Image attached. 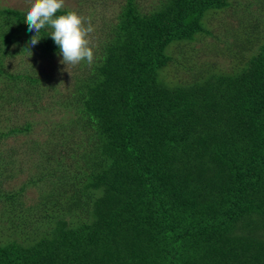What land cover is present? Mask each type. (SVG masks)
Returning <instances> with one entry per match:
<instances>
[{
  "label": "trees",
  "instance_id": "obj_1",
  "mask_svg": "<svg viewBox=\"0 0 264 264\" xmlns=\"http://www.w3.org/2000/svg\"><path fill=\"white\" fill-rule=\"evenodd\" d=\"M209 12L219 24L208 28ZM26 14L0 4V119L17 102L52 110L39 107L36 71L5 70L16 50L59 54L50 26L29 45ZM175 41L212 59L170 86L160 70ZM98 45L56 104L70 117L54 122V146L33 140L36 172L15 192L0 186V264H264V0H162L149 11L126 0ZM34 124L0 127V145ZM16 153L0 158L1 177L24 172ZM29 184L39 195L27 204Z\"/></svg>",
  "mask_w": 264,
  "mask_h": 264
},
{
  "label": "rangeland",
  "instance_id": "obj_2",
  "mask_svg": "<svg viewBox=\"0 0 264 264\" xmlns=\"http://www.w3.org/2000/svg\"><path fill=\"white\" fill-rule=\"evenodd\" d=\"M162 0H137L140 8L143 11H149L150 9L158 6ZM254 2V0H252ZM126 0H65V5L63 8L76 11L82 17L85 18V22H90L94 28V31L91 33L92 44L95 47L99 46L101 39L109 31V27L114 23L118 22V16L122 11L123 6L125 5ZM1 5L14 7L22 10L28 11L30 7L29 0H0ZM257 6H254L253 9H256ZM227 14V13H226ZM113 23V24H112ZM203 23L209 27H212L211 24H219L217 17L208 13ZM109 26V27H107ZM107 30V31H106ZM25 38L23 41H27ZM180 42V43H179ZM185 42L175 41L169 45L166 52L173 57L172 61L165 68L160 70V78L166 80L170 86H176L180 83H184L185 80H190L194 75L203 70V65L208 60L212 59L207 53L202 52L199 56L194 55V53H187L188 49L184 46ZM201 42L196 43V47L200 45ZM178 48V51L176 50ZM12 50H16V45L11 46ZM100 52V51H99ZM98 52V53H99ZM201 59L200 63H192L193 60ZM221 59V58H220ZM62 56L56 54L54 58L48 59L39 54L30 52H19L16 50L12 55H7L4 58L5 70L13 74H22L28 73L29 71H36L37 75L43 80L42 89H44V98L39 104V107L44 108L45 106L52 107V110L49 114H46V111L37 112V106L31 105L30 109L26 108V104L23 102L15 103L14 107H11L10 110H7L2 115L0 119V127L7 128L13 126H22L27 120L34 121L31 133L20 134L17 136H11L10 138L3 140L0 145V158L7 157V153L11 150H16V159L21 161L23 164V173L10 177H1L0 176V186L4 190L9 192H15L20 190L21 182H24V186L29 182L30 178L34 172H36L34 165V159L39 158V150L35 151L34 141L39 140L47 142L48 139L56 137L55 125L54 122H61L70 117V115L65 114V111L56 106V104L63 99V94L67 92V89H70L74 86L76 77H82L84 75V68L82 67V62L80 65L75 67L69 66L68 71L66 70L67 66L60 63ZM222 60V59H221ZM223 62V63H222ZM220 61L221 64L228 67L226 62ZM32 66H35L34 68ZM225 69V68H222ZM228 70V69H227ZM209 72L212 69L208 70ZM208 75V74H207ZM4 80H0V88H3ZM180 82V83H179ZM18 95V94H17ZM53 105H52V104ZM8 116L10 119L6 120L5 117ZM48 120L51 124L45 123V120ZM45 123V124H44ZM34 140V141H33ZM53 141H56L53 139ZM9 151H6V150ZM33 149V150H32ZM26 151V155L22 152ZM28 150V151H27ZM48 153H53L49 150ZM58 154V152H57ZM69 158L67 159V161ZM44 170V169H42ZM1 174H6L2 172ZM19 176V177H18ZM36 184L40 189H42L43 184L37 182ZM35 185H27L24 191L21 193V199L26 201L27 204L37 200L39 195V189L34 187ZM9 200L6 197L0 199V206L5 208L6 203ZM15 201V200H10ZM9 204V203H8ZM4 211V210H3ZM5 212L9 211L5 209ZM3 223H6L5 221ZM14 235V234H13Z\"/></svg>",
  "mask_w": 264,
  "mask_h": 264
},
{
  "label": "clouds",
  "instance_id": "obj_3",
  "mask_svg": "<svg viewBox=\"0 0 264 264\" xmlns=\"http://www.w3.org/2000/svg\"><path fill=\"white\" fill-rule=\"evenodd\" d=\"M30 7L27 11L25 22L28 31H35L30 41V46H35L42 38H38L40 31L45 26L53 30L50 37L59 47L62 56L61 64L75 67L82 62L92 65L94 62V46L91 33L94 31L90 22L76 11L56 15L65 5V0H29ZM68 71V70H67Z\"/></svg>",
  "mask_w": 264,
  "mask_h": 264
}]
</instances>
